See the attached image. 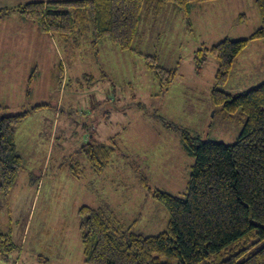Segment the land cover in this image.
<instances>
[{
	"label": "rangeland",
	"instance_id": "rangeland-1",
	"mask_svg": "<svg viewBox=\"0 0 264 264\" xmlns=\"http://www.w3.org/2000/svg\"><path fill=\"white\" fill-rule=\"evenodd\" d=\"M255 1L194 3L189 28L185 15L170 11V5L161 16L144 18L133 44L136 52H121L105 41L98 55L89 43L73 48L57 36L41 35L37 26L24 25L20 14L2 20L0 107L8 108L0 110V117L47 106L16 130L23 168L11 192H0V234L11 239L0 264H85L78 215L83 206H107L121 225L137 234L166 230L169 213L147 194L139 176H146L153 189L184 197L195 160L183 148L180 132L159 117L202 140L237 141L245 119L239 115L228 121L211 102L217 59L209 56L198 73L194 58L198 49L225 39L251 37L261 26ZM8 6L9 0H0V8ZM141 53L157 54L162 67L177 71L170 92L161 93ZM62 63L68 64L65 81L59 76ZM262 83L264 42L258 39L238 56L221 89L237 95ZM91 134L98 143L119 134L111 164L101 176L82 152L93 140ZM73 162L85 171L81 179L69 171Z\"/></svg>",
	"mask_w": 264,
	"mask_h": 264
},
{
	"label": "trees",
	"instance_id": "trees-1",
	"mask_svg": "<svg viewBox=\"0 0 264 264\" xmlns=\"http://www.w3.org/2000/svg\"><path fill=\"white\" fill-rule=\"evenodd\" d=\"M214 1L217 0L36 1L0 8V22L16 12L43 35L57 36L73 48L89 43L98 55L100 45L109 41L121 52H136L133 44L145 17H159L173 5L170 11L183 13L189 28L194 3ZM255 3L261 26L251 37L225 39L211 48L198 49L194 58L198 73L209 56L217 59L211 102L215 112L226 120L239 115L245 119L237 141L225 144L202 140L197 133L159 117L167 128L180 132L183 148L195 160L187 192L184 197L174 196L153 189L146 176H139L147 194L169 213L166 230L152 236L125 228L107 206L81 207L78 215L85 264H264V83L237 95L221 89L249 43L258 39L264 42V0ZM140 55L146 59L161 93L170 92L177 71L162 67L157 54ZM59 76L62 79V74ZM33 82L30 79L27 83V97L32 95ZM46 106L34 105L24 113L0 117V192L5 195L11 192L23 168L16 130L32 113ZM118 137L119 134L107 143H98L91 134L93 140L82 148L95 175L101 176L110 166ZM69 171L76 179L85 173L74 162ZM10 240L8 235L0 234V257L10 251Z\"/></svg>",
	"mask_w": 264,
	"mask_h": 264
},
{
	"label": "crops",
	"instance_id": "crops-1",
	"mask_svg": "<svg viewBox=\"0 0 264 264\" xmlns=\"http://www.w3.org/2000/svg\"><path fill=\"white\" fill-rule=\"evenodd\" d=\"M10 1V7L8 6L7 8H15V7H17V6H20V5H24V4H18V5H13V3L15 2V1H20V0H9ZM37 1H50V0H37ZM52 1H58V0H52ZM16 12H12V13H10V15H8L7 17H9V16H11L12 14H15ZM18 14V13H17ZM21 16V15H20ZM6 17V18H7ZM5 18V19H6ZM21 18H22V22H23V24L24 25H27V26H32V27H34V26H36V25H34L33 23H31V22H29V21H27L25 18H23L22 16H21ZM191 18V17H190ZM4 19V20H5ZM2 22V21H1ZM0 22V23H1ZM184 22H185V20H184ZM37 30H38V28H37ZM142 31H143V27L141 28V32H140V34L142 33ZM38 32L40 33V31L38 30ZM41 35H43L42 33H40ZM140 37V36H139ZM138 37V38H139ZM142 38H144L143 36H142ZM139 40V39H138ZM143 43V40L141 39L140 40V42H139V44L141 45ZM104 72V71H103ZM59 73L60 74H62V79H64V81L65 80H68L69 79V70H68V64H67V66H65V64L64 63H62L61 65H60V67H59ZM34 76L32 77V78H30L31 80L33 79L34 80ZM29 79V80H30ZM32 90H33V88H32Z\"/></svg>",
	"mask_w": 264,
	"mask_h": 264
}]
</instances>
